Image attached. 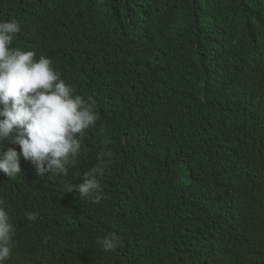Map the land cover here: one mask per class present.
<instances>
[{
  "label": "trees",
  "instance_id": "obj_1",
  "mask_svg": "<svg viewBox=\"0 0 264 264\" xmlns=\"http://www.w3.org/2000/svg\"><path fill=\"white\" fill-rule=\"evenodd\" d=\"M149 2L150 41L145 45L148 54L145 58L133 55L131 66L127 62L116 64L114 74L105 71L107 63L103 65L105 69L97 70L80 59L71 66L67 64L68 54H76L71 41L75 36H84L76 33L74 26L70 32L56 29L55 20L63 10L58 1L41 19L36 42L26 37L11 45L23 51L33 49L35 56H46L53 68L63 73L62 79L74 94L94 98L99 111L97 144L114 154L120 151L116 168L106 173L105 179L101 176V183L104 194H108L107 206L121 199L128 205V215L105 216V196L94 203L99 209L100 225L104 221L107 227V232H100L101 237L116 234L119 246L114 252L102 249L85 261L264 264V243L251 231L239 230L237 243L243 249L230 242L232 210L211 207L205 215L190 195L197 187L203 189L211 177L217 180L214 188L228 191V178L229 192L233 191L230 195L238 200L236 207L247 214L251 211L252 203L243 199L248 193L237 188L251 171L264 173V0ZM170 14L174 15L167 19ZM66 40L64 52L58 47ZM207 45L217 64L207 71L210 80L181 92L147 82L146 69L150 71L161 53L170 51L185 68H190L196 64L197 52ZM223 115H230L231 120L226 122L231 127L222 124ZM206 119L214 121L205 123ZM189 152L194 156L195 177L187 185L177 186L166 175L171 176L177 161L185 160ZM74 167L78 177L72 170L66 178L76 183L83 171L79 163ZM37 186L32 195L40 194ZM258 192L264 197V188ZM41 198L50 203L44 211L51 220L65 221L77 228L78 241L96 244L98 234L83 232L77 219L85 206L83 201L72 194L69 198L50 192ZM170 204L179 207L183 217ZM74 206L77 218L73 216ZM236 207L233 209L238 213ZM157 232L158 239L154 237ZM41 245L43 262L61 261L59 255H47L46 243ZM246 251L253 257H246Z\"/></svg>",
  "mask_w": 264,
  "mask_h": 264
},
{
  "label": "clouds",
  "instance_id": "obj_2",
  "mask_svg": "<svg viewBox=\"0 0 264 264\" xmlns=\"http://www.w3.org/2000/svg\"><path fill=\"white\" fill-rule=\"evenodd\" d=\"M57 1L63 10L55 20L56 29L70 32L74 26L76 33L84 36H75V41H71L76 54L70 53L71 57L68 54L69 66L78 59L95 70L105 69L103 65L107 63L105 71L114 74L116 64L127 62L131 66L133 55L145 58L148 54L145 45L150 41L149 0H0V264H87L86 258L103 250L114 252L119 246L116 234L101 237L100 232H107V227L104 221L100 225L99 209L94 203L105 196V216L125 217L129 211L121 199L108 207V194L102 190L101 176L105 179L106 173L116 168L120 151L114 154L97 144L95 126L99 111L95 99L74 94V89L62 79L63 73L54 69L46 56H35L33 49L11 47L26 37L36 42L41 19ZM65 42L58 47L64 52ZM208 48L204 46L197 52L196 64L190 68H185L170 51L161 53L152 62L150 71L146 69L147 82L181 92L210 80L207 71L217 64ZM221 120L231 127L226 122L231 120L230 115H223ZM193 161L189 152L185 160L177 161L171 176L165 174L166 178L177 186L187 185L195 177ZM76 163L81 166L83 176L74 183L75 179L66 176L75 170L78 177ZM180 173L188 177L187 183L179 182ZM17 179L21 181L15 182ZM216 181L211 177L203 189L197 187L190 194L203 214L211 207L232 210L230 242L238 249H243L237 243L241 228L264 243V197L258 192L264 188V173L251 171L237 188L248 193L243 198L252 203L248 214L236 207L238 200L230 195L233 191L229 192L228 178V191L214 188ZM36 184L40 194L32 195ZM49 192L69 198L72 194L84 202L78 218L74 206L73 216L81 221L83 232L98 234L95 245L88 240L78 241L77 228L67 222L48 217L44 207L50 203L40 199V195ZM170 205L183 217L179 207ZM154 237L158 239V232ZM41 242L47 244V255H59L61 261L43 262ZM246 257L253 255L247 252Z\"/></svg>",
  "mask_w": 264,
  "mask_h": 264
},
{
  "label": "rangeland",
  "instance_id": "obj_3",
  "mask_svg": "<svg viewBox=\"0 0 264 264\" xmlns=\"http://www.w3.org/2000/svg\"><path fill=\"white\" fill-rule=\"evenodd\" d=\"M188 181H189L188 177L185 174L180 173L179 182L180 183H187Z\"/></svg>",
  "mask_w": 264,
  "mask_h": 264
}]
</instances>
